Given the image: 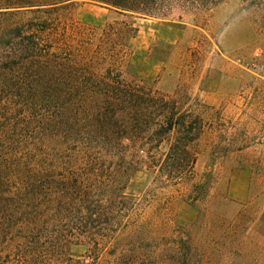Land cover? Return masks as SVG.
I'll return each mask as SVG.
<instances>
[{
	"label": "rangeland",
	"instance_id": "rangeland-1",
	"mask_svg": "<svg viewBox=\"0 0 264 264\" xmlns=\"http://www.w3.org/2000/svg\"><path fill=\"white\" fill-rule=\"evenodd\" d=\"M35 10L0 16V28L33 26L48 18L44 47L54 37L99 38L109 28H125L130 35L119 69L123 78L179 100L200 117L202 128L184 181L170 180L158 166L139 165L113 212L118 225L100 228L104 242L99 235L78 242L67 222L34 232L11 229L0 234V264H264V0H222L213 6L175 0L154 16L82 1L60 7L55 15ZM12 79L16 87L37 85L46 100L50 96L43 94L42 76ZM30 99L43 102L28 93L21 102ZM19 101L0 89V140L15 142H0V165L7 164L0 176V207L9 209L29 205L10 198L19 189L10 166L29 169L30 159L47 151L38 136L63 137L61 122L51 118L56 110L40 107L31 118L20 109L11 113ZM62 142L63 155L82 148ZM91 157L105 167L118 166L119 160L96 146Z\"/></svg>",
	"mask_w": 264,
	"mask_h": 264
},
{
	"label": "trees",
	"instance_id": "trees-1",
	"mask_svg": "<svg viewBox=\"0 0 264 264\" xmlns=\"http://www.w3.org/2000/svg\"><path fill=\"white\" fill-rule=\"evenodd\" d=\"M76 1L105 5L122 14L154 16L175 0H3L0 16L33 7L36 12L55 15L60 7ZM184 1L213 6L222 0ZM48 20L33 26L0 28V89L12 91L20 100L10 112L20 109L31 118L37 108L54 109L51 118L61 122L63 136H38L36 141L47 151L33 156L29 169L21 163L10 166L16 170L14 179L19 184L10 198L25 200L29 205L19 209L0 207V234L11 229L34 232L67 222L76 231L74 239L78 242L81 238L92 241L95 235L104 242L106 236L100 228L118 225L113 212L139 165L158 166L170 180L184 181V176L191 173L198 154L195 144L201 134L200 117L154 87L123 78L119 69L128 56L125 52L130 35L125 28H109L99 38L54 37L44 47L41 34L48 31ZM31 74L44 78L42 92L49 91L47 100L37 85L30 88L33 90L14 86L13 75H19L21 81ZM27 93L42 97L43 102L31 103L30 99L22 104ZM79 117L83 122L81 132L75 123ZM1 137L0 142L14 145V140ZM62 141L82 148L75 155H63ZM22 145L32 153L36 151L33 143ZM95 146L109 158L119 160L118 166L105 167L92 158ZM6 165H0V176ZM37 200H42L39 210Z\"/></svg>",
	"mask_w": 264,
	"mask_h": 264
}]
</instances>
